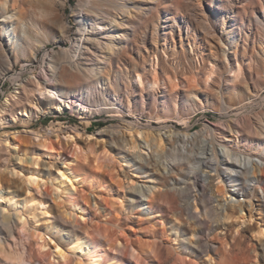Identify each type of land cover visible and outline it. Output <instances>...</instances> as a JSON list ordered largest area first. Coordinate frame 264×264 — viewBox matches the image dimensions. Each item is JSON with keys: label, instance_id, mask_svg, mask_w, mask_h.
I'll list each match as a JSON object with an SVG mask.
<instances>
[{"label": "rangeland", "instance_id": "rangeland-1", "mask_svg": "<svg viewBox=\"0 0 264 264\" xmlns=\"http://www.w3.org/2000/svg\"><path fill=\"white\" fill-rule=\"evenodd\" d=\"M37 1L40 3V0ZM41 1L56 6L58 4V0ZM77 1L66 0V6H57L61 20L71 29L69 41L59 42L57 29L48 25L42 31L41 37H44L45 33L46 42L39 52L31 58L19 57L20 59L13 61L8 67L0 65L2 71L0 72V103L20 83L30 77H38L36 75L42 71L44 59L49 53L71 46L76 28L72 11ZM32 2L36 1L17 0V6L25 14L32 10ZM148 8L150 12L148 11L146 15H138L132 19L134 38L128 43V55L116 56L108 68L114 87L105 89V92L108 91L106 93L108 99L113 101V106L118 107L117 109H120L122 113L116 116L105 112L83 114V120L89 124L86 129L78 114L69 109L62 112V115L52 114L36 120L35 118L19 120L10 127H0L1 135L6 131L24 128L43 129L50 123L49 120H55V122L60 120L68 129L78 128L80 133L85 130L86 135H93L90 139L82 135L76 140L73 139L74 141L50 135L51 140L54 141L53 146L61 152L56 162H59V165H68L81 181L72 192L73 194H62V197L58 198L50 182L42 177L38 193H36L38 197L35 195L37 198L40 197L42 204L36 203L35 209H31L28 203L21 204V208L19 206L18 210L23 209V212H20L27 220L22 232L20 226L18 230L23 234L22 236L29 237L24 241L33 243L32 249L36 253L38 251L46 253L45 263L53 260L50 255L54 250L53 238L58 237L64 242L71 241L73 238L70 229L57 221L59 212L62 210V214H66L65 217L69 223L76 222L70 225L76 226L75 229L78 232H86L95 238L101 234L105 239L112 240L111 243L115 245L113 249H108V244L101 240V246L106 252V254L100 252L104 256L102 264L107 263L110 256H119L120 252L117 249L125 250L123 246L128 248L127 256L132 264H159L160 262L162 264H264L260 259L262 249L256 239L257 236L248 228L259 227L264 232L263 210L255 207L250 219L245 210L246 223L244 222L241 227H238V221L234 218L229 222L227 220L228 228L220 225L221 230L216 229L209 234L204 228L208 235L204 237V241L211 247L210 253L208 255L198 251L193 254L186 248L187 243L194 239L191 230H183L182 224L167 211L162 215H148L129 201L130 188L127 176L131 172L136 173L135 166L130 162L129 167L120 169L118 159L120 155L117 154V150L110 145L108 138L100 137L98 133L101 128L109 125L116 126L124 137L128 135L127 130L133 129L164 134L168 132V129L174 132L189 131L191 133L204 128L205 125L212 129L218 127L227 129V126H231L240 131V147L247 153L255 152L254 155H257V152L264 148V138L257 139L254 131L264 127V54H262V50L264 51V0H156L150 3ZM199 16L204 18L202 23L204 31L197 27ZM222 19L225 21L223 28ZM1 20L4 19L0 16ZM8 24L12 26L15 22ZM0 29L3 33L8 32L11 35L10 31L4 27ZM143 57L144 70H140L139 73L144 76V80L156 78L152 79L155 83L152 84L151 80L149 85H144L141 90L131 85L130 80L124 77L125 74L121 73H125L128 64L135 61L141 63ZM236 61L242 67L241 74L236 71ZM233 73L237 74V77L234 75L233 78ZM133 78L132 73L131 81ZM125 85L128 87L126 88ZM79 95L77 92L71 93V97L75 96L78 99ZM99 99H101L100 95L96 94V100L99 101ZM29 141L26 137L22 139L19 153L26 149L27 156L31 155V149L34 147ZM180 143V140L175 141V145ZM167 147L163 156L170 159L174 151ZM10 153L7 152L3 156L4 158L7 156L6 160L0 157L2 171H0V193L4 196L12 193L17 196V201L21 202L22 197L27 195V191L24 194L23 182L9 171L11 165L8 167L7 162L10 160L8 163L12 164L11 161L14 158ZM51 159L46 155L39 159L37 166L42 175L44 172L56 171L50 164L54 160ZM150 173L148 172L147 175L152 176ZM174 177V174L170 176V178ZM144 179L146 177L139 178V180ZM257 192L260 194L261 190L258 189ZM69 197L83 208L78 211L77 219L74 216L77 210H72L69 204L72 200ZM177 199L178 202L182 200L181 197ZM54 202L59 204L58 207H55ZM253 202L257 201L253 199ZM152 204L153 210L158 212L157 204ZM160 206L165 210L168 203L163 201ZM50 210V213H44ZM3 214L6 217L8 212L5 210ZM69 214L70 217H68ZM70 218L71 221H69ZM206 219L209 225L212 218L206 216ZM219 223H223V220ZM180 232L184 233L187 242L182 245ZM261 240H264L263 236ZM151 246L152 251L149 250ZM133 249L144 255L143 263L135 262L130 258ZM116 258L119 260L118 257ZM116 258L114 262L112 261L114 264L119 262Z\"/></svg>", "mask_w": 264, "mask_h": 264}, {"label": "bare ground", "instance_id": "bare-ground-1", "mask_svg": "<svg viewBox=\"0 0 264 264\" xmlns=\"http://www.w3.org/2000/svg\"><path fill=\"white\" fill-rule=\"evenodd\" d=\"M35 1L31 3L32 10L24 14L17 6V0H0V16L4 19L0 21V28L4 27L11 33V35L8 32L3 33L0 29V65L8 67L19 57L31 58L39 52L45 46L46 35L44 33V37L41 36L42 31L48 25L57 29L59 42L70 40L71 29L61 20L57 8V6L63 7L66 0H58L57 6L41 0L40 3ZM155 1L78 0L72 11L76 28L73 32L71 46L49 53L44 59L45 64L42 71L36 75L38 77L28 78L4 97L0 103V127H10L19 120L34 118L36 120L42 116L61 114L69 109L78 114L86 129L89 124L83 120V114L105 112L116 116L122 113L120 109H117L118 107L113 106V101L108 99L106 95L108 91L105 92V89H110L114 83L110 79L108 68L116 56L128 55V43L134 38L133 17L146 15L148 11L150 12L148 5ZM103 6L107 8L104 9ZM9 22L13 24L15 22V25L10 26ZM203 22L204 18L199 16L197 27L202 29ZM224 25L225 21L222 19V28ZM262 54H264L263 50ZM144 61L143 57L141 63L135 61L128 64L125 73H121L125 74L124 77L130 80L131 85L141 90L144 85H149V81L156 78H150L149 81L144 80V76L139 73L140 70H144ZM155 62L157 64V61ZM236 68V71L241 74L242 67L237 61ZM0 72L2 73L1 69ZM132 73L134 78L131 81L130 74ZM234 75L233 73L232 77ZM235 76L237 77V74ZM153 80L152 84L155 83ZM74 92L80 94L79 99L75 96L71 97V93ZM96 94L100 95L99 101L96 100ZM62 123L60 120L56 122L51 120L43 129L24 128L23 130L6 131L0 135V157L4 158L7 152L13 154L12 164L8 163L10 160L7 162L8 167L11 165L9 171L23 182L24 194L27 191V195L22 197L21 202H18L17 196L12 193L5 194L6 196L0 193V264H24L25 262L27 264H35V262L36 264H102L104 262L102 253L104 254L105 248L101 246V240L108 244V249L115 247L111 239H105L101 234L95 238L86 232H78L75 229L76 226L70 225L72 222H68L66 214H62L61 209L57 221L70 229L73 238L67 242L58 237L53 238L54 250L50 254L53 257L52 262L45 263L46 253H40L41 251L36 253L32 249L33 243L24 241L29 237L22 236L23 234L18 230L20 226L22 232L27 220L21 213L23 209L20 210L21 212L18 210L21 208L20 205L28 203L31 209H35L36 203L42 204L40 197L37 198L36 194L42 177L50 182L58 198H61L62 194L72 193L81 181L68 165H59V162H56L61 152L53 146L54 141L51 140L50 135L56 138L61 136L66 140H76L82 135L90 139L93 135H86L85 130L80 133L78 128L68 129ZM167 131L162 134V132L153 133L133 129L127 130L128 135L124 137L116 126L109 125L101 128L98 133L100 137L108 138L110 145L117 150V154L120 155L118 157L120 169L129 167L130 162L135 166L136 173L131 172L127 176L130 188L129 201L148 215H162L165 211L170 213L182 224L183 230H191L194 238L187 243L184 233L180 232L181 245L187 243L186 248L193 254L198 251L208 254L211 247L204 241V237L208 236L207 232L209 234L220 229V225L228 228L227 220L229 222L234 218L238 221V227H241L244 225L246 214L249 219L252 218V211L255 207L264 211V148L258 151L257 155H254L255 152H245L244 148L240 147V131L231 126H227V129L223 127L212 129L205 125L204 128L191 133L189 131L174 132L169 129ZM254 131L257 139L264 138V127L254 129ZM24 137L29 139L34 147L29 156H27L26 149H22L21 153L18 151ZM176 140H180L181 143L175 145ZM166 147L174 151L170 159L163 156ZM43 155L54 159L50 164L55 168V172L48 171L41 174L37 165ZM5 158L4 160L7 159ZM6 165L5 169L8 168ZM148 172H151L152 176L147 175ZM172 174L174 178H170ZM140 177H146V179L139 180ZM149 182L153 184H147ZM258 189L261 190L260 194L257 192ZM177 197L182 198L181 202L177 201ZM253 199L257 202H253ZM73 200L69 204L72 210H77L74 215L77 219L78 211L83 208ZM163 201L168 203L165 210L160 206ZM152 203L157 204L158 212L153 210ZM58 205L56 204L55 207ZM5 210L8 212L6 217L3 216ZM245 210L248 213L244 212ZM48 212L50 213L51 210L44 213ZM206 216L212 218L209 225H207ZM221 220L223 223H219ZM73 223L76 224V222ZM248 228L257 236L256 239L262 249L260 259L264 262V240H261L262 236L264 237L263 229ZM123 247L125 250L117 249L120 252L119 256H110L105 264H114L116 257L119 258V260L116 258L119 261L117 264H132L127 256L128 248ZM149 250H153L152 246ZM130 258L135 262L145 261L144 255L136 249L130 253ZM55 260L57 262H53Z\"/></svg>", "mask_w": 264, "mask_h": 264}, {"label": "built area", "instance_id": "built-area-1", "mask_svg": "<svg viewBox=\"0 0 264 264\" xmlns=\"http://www.w3.org/2000/svg\"><path fill=\"white\" fill-rule=\"evenodd\" d=\"M0 93H1V91H0ZM62 115V114H61ZM57 116H60V115H57ZM49 121H51V120H49Z\"/></svg>", "mask_w": 264, "mask_h": 264}]
</instances>
